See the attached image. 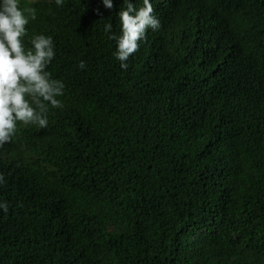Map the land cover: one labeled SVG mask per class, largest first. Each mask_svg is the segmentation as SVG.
I'll return each mask as SVG.
<instances>
[{"label":"trees","instance_id":"trees-1","mask_svg":"<svg viewBox=\"0 0 264 264\" xmlns=\"http://www.w3.org/2000/svg\"><path fill=\"white\" fill-rule=\"evenodd\" d=\"M122 2L20 0L64 89L0 145V264H264V0H151L127 68Z\"/></svg>","mask_w":264,"mask_h":264},{"label":"clouds","instance_id":"clouds-1","mask_svg":"<svg viewBox=\"0 0 264 264\" xmlns=\"http://www.w3.org/2000/svg\"><path fill=\"white\" fill-rule=\"evenodd\" d=\"M102 4L113 8V0H102ZM122 4L118 11L120 34L110 31V23L105 24V30L108 38L115 40L114 56L120 67L127 68V60L138 49L146 30L158 29L160 21L153 14L151 0H142L139 7L132 0H123ZM31 19H35L32 7L21 6L20 0H0V145L9 141L17 121L44 128L48 124V105L62 106L58 97L63 93L64 82L52 78L47 71L55 55L53 38L34 34L31 47L25 45L26 25ZM3 182L0 174V184ZM8 207V202L0 201V211L7 212Z\"/></svg>","mask_w":264,"mask_h":264}]
</instances>
